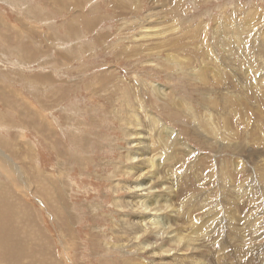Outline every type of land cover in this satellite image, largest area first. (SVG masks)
Returning a JSON list of instances; mask_svg holds the SVG:
<instances>
[{"label": "rangeland", "instance_id": "1", "mask_svg": "<svg viewBox=\"0 0 264 264\" xmlns=\"http://www.w3.org/2000/svg\"><path fill=\"white\" fill-rule=\"evenodd\" d=\"M133 133L159 240L120 208ZM158 262L264 264V0H0V264Z\"/></svg>", "mask_w": 264, "mask_h": 264}, {"label": "bare ground", "instance_id": "2", "mask_svg": "<svg viewBox=\"0 0 264 264\" xmlns=\"http://www.w3.org/2000/svg\"><path fill=\"white\" fill-rule=\"evenodd\" d=\"M162 6H163V4H162ZM174 6V5H173ZM230 18V17H229ZM233 24V23H232ZM226 25V24H225ZM226 26H228V25H226ZM225 26V27H226ZM223 28V27H222ZM227 28V27H226ZM231 29H232V27H230ZM228 31V30H227ZM155 34H157V33H155ZM218 38H219V36H218ZM227 63H228V61H227ZM230 64V63H229ZM211 66V65H210ZM211 73V72H210ZM228 74V73H227ZM237 78V77H236ZM236 92V91H235ZM252 95V94H251ZM250 95V96H251ZM230 108V107H229ZM188 109V108H187ZM249 109V108H248ZM242 110V109H241ZM148 113V112H147ZM153 115V114H152ZM152 115H150V117L152 116ZM154 119H155V121H156V123L157 124H159L161 127H158V128H162L163 129V132H164V134L166 135V136H173V137H175L174 135H173V133H174V129L173 128H171V127H169V126H167L166 125V123L164 124L163 123V120L162 119H160L159 118V116H155V115H153L152 116ZM151 119V118H150ZM150 119H148V120H150ZM153 121V120H152ZM150 122V121H149ZM129 123V122H128ZM137 124V123H136ZM150 124H151V122H150ZM157 124H155V125H157ZM154 125V126H155ZM146 128V127H145ZM148 129V128H147ZM150 129H151V127H150ZM149 129V130H150ZM158 131V130H157ZM146 132H149L148 130L146 131ZM155 132V131H154ZM132 133V132H131ZM152 133V132H151ZM177 133V132H176ZM148 135H150V134H148ZM153 135V134H152ZM145 135H141V134H135V133H133V134H131V137H134L133 138V141L131 142H129V145L130 146H132V147H136L138 150L136 151V153H134L133 155L132 154H128L127 155V160L129 161V162H131V163H135L136 164V166H134L133 168H131V169H129L130 170V173H132V175H134V177H136V178H138V180H143V179H145V181L144 182H141V181H137V182H135V184L132 186V185H127V186H123V187H125V189H122V190H124V191H129L128 193H132V195L134 194V196H131L132 197V199L130 200V201H128V203H126L125 202V204H124V206H122L121 207V205H120V208L122 209V208H124V209H126V210H130L133 214H136V221L134 220V221H129V222H127V226L128 227H131L130 229H132V231H131V233L134 235V238L133 239H135V240H138L139 238H140V232H146V229L145 228H143L144 227V224H148V226L147 227H149L150 225L151 226H154V227H149V228H152L153 229V232H152V237L151 238H153V239H158V238H160L163 234H164V232H166L165 230H167L168 228H165V227H163V228H161V226L159 225V222L156 220V222L154 221V217L156 216V214H158V213H160V212H162L161 214H166V213H168V211H169V209L168 210H166L165 209V206L166 207H168L167 206V204H169V202L168 203H166V199L165 198H167L166 196L170 193V192H172L171 190H172V187H171V185H173L174 183H172L170 180H171V178L169 177V176H167V173L166 174H163V171H161L162 169V167H161V161H159V164H155V162H154V159L158 156H156V154L155 153H153L152 151H153V149H152V151L150 150V145L147 143V140H146V137H144ZM160 137V136H159ZM167 137V138H168ZM151 138V137H150ZM153 138H156V135H155V137H153ZM158 138V137H157ZM166 138V137H165ZM171 139H172V137H171ZM151 141V140H150ZM151 143H152V141H151ZM154 143V142H153ZM155 143H156V141H155ZM158 143H160V142H158ZM162 143V142H161ZM173 145V144H172ZM165 147H166V145H164ZM151 147L153 148V147H155V145L153 146V145H151ZM157 147V146H156ZM169 148V147H168ZM128 150V149H127ZM161 150V149H160ZM159 150V151H160ZM168 150H170V148L168 149ZM177 151H179L178 149H177ZM182 152V151H181ZM131 153V152H130ZM157 153V152H156ZM164 153V152H163ZM160 154V153H159ZM130 155V156H129ZM170 155V154H169ZM172 155V154H171ZM176 155V154H175ZM163 156V155H162ZM166 157H168V156H166ZM174 157V156H173ZM176 158H177V155H176ZM172 159H174V158H172ZM158 160H160L159 158H158ZM166 160V159H165ZM123 161V160H122ZM11 162V161H10ZM124 162V161H123ZM126 162V161H125ZM166 162H168V161H166ZM175 162V161H174ZM137 163H141V164H137ZM163 163V162H162ZM124 164V163H123ZM168 164H169V162H168ZM174 164V163H173ZM173 164H172V166H173ZM176 164V163H175ZM179 164V163H178ZM160 165V166H159ZM171 165V164H170ZM170 165H168V166H166V164L164 165V166H166V167H170ZM158 166L160 167V169H158ZM17 168V167H16ZM180 168V167H179ZM164 169V168H163ZM171 169V168H170ZM173 169V168H172ZM174 169H175V167H174ZM181 169H182V167H181ZM176 170V169H175ZM180 170V169H179ZM134 172H136V173H138V174H134ZM165 173V172H164ZM170 173V172H169ZM175 175V174H174ZM177 176V175H176ZM171 177H172V175H171ZM177 180V179H176ZM50 181V180H49ZM53 181V180H52ZM52 181H50V182H52ZM54 182V181H53ZM174 182V181H173ZM178 182V181H177ZM183 182V181H182ZM51 184H54V183H51ZM149 185V186H148ZM49 186V185H48ZM151 186H153L154 188H155V190H154V193H156V194H154V196H152L151 197V201L149 202H147V200H143L144 198L142 197V195L143 194H145L146 192H144V191H147L149 188H151ZM178 186V185H177ZM52 187V186H51ZM56 187V186H55ZM54 187V188H55ZM116 187H117V185H116ZM122 187V186H121ZM180 188H182V190L184 191V189H183V186H181ZM152 192V191H151ZM150 192V193H151ZM182 192V191H181ZM188 192V191H187ZM127 193V194H128ZM148 193V192H147ZM159 193V194H158ZM178 193V192H177ZM152 195V194H151ZM173 195H175V194H173ZM182 195H184V194H182ZM145 196V195H144ZM134 197H137V198H135L134 199ZM150 197V196H149ZM174 197H176L177 198V200H179L180 199V197H181V195H177V196H174ZM185 197V196H184ZM171 198V197H170ZM146 199H149V198H146ZM170 200V199H169ZM173 201V200H172ZM182 201V200H181ZM180 201V202H181ZM185 201V200H184ZM121 203V202H120ZM145 203H147V204H149L150 206H148L147 204H145ZM115 204L118 206V204H117V202H115ZM122 204V205H123ZM170 206V205H169ZM136 209V210H135ZM172 208L170 207V210H171ZM176 209H174V211H175ZM179 210V209H178ZM19 211V210H18ZM21 211V210H20ZM165 211H167V212H165ZM169 212H171V211H169ZM176 212V211H175ZM171 213H173V212H171ZM178 213V212H177ZM129 214V213H128ZM160 214V215H161ZM179 214V213H178ZM29 215V214H28ZM132 215V214H131ZM130 215V216H131ZM152 215H153V217H152ZM167 215V214H166ZM172 215V214H171ZM175 215V214H174ZM180 215V214H179ZM184 215V214H183ZM133 216V215H132ZM168 216V215H167ZM170 216V215H169ZM168 216V217H169ZM29 217V216H28ZM176 217V216H175ZM174 217V218H175ZM168 219V218H167ZM186 219V218H185ZM161 220V219H160ZM139 221H140V224H139ZM166 221V220H165ZM130 222H131V224H130ZM170 222H172V220L170 221ZM154 224H156V225H154ZM172 224H173V222H172ZM145 225V226H146ZM143 226V227H142ZM171 227H173V226H171ZM135 228V229H134ZM185 228V227H184ZM149 230V229H148ZM147 230V231H148ZM150 231V230H149ZM163 231V232H162ZM38 232V231H37ZM151 232V231H150ZM167 232H170V234H171V230L170 231H167ZM198 232V231H197ZM125 233V232H124ZM145 234V233H144ZM147 239H148V237H147ZM186 239V238H185ZM193 239V238H192ZM145 240V239H144ZM159 240V239H158ZM162 240V239H161ZM166 240V239H165ZM153 241L154 240H146L144 243H142V247H141V249L142 250H144V249H148V248H151V245H153L154 246V244H152L153 243ZM164 241V240H163ZM167 241V240H166ZM142 242V241H141ZM158 242H160V241H158ZM157 242V243H158ZM171 242V243H170ZM172 242H174V241H169L168 242V244H167V247H161V248H159L158 250H156L157 252H153V257H158L159 259H161V257L163 256H170V255H172V252H174L175 251V249L173 248V246L171 245L172 244ZM156 242H155V245L157 244ZM165 243H167V242H165ZM164 243V244H165ZM176 243V242H175ZM176 244H178V243H176ZM139 245V244H138ZM174 245V244H173ZM140 246H141V244H140ZM176 247V246H175ZM156 248H158V247H156ZM195 248V247H194ZM155 249V248H154ZM196 249H198V248H196ZM174 250V251H173ZM176 252V251H175ZM174 252V253H175ZM184 252V251H183ZM186 252V251H185ZM179 253V252H178ZM151 254V253H150ZM149 254V255H150ZM183 254V253H182ZM186 254V253H185ZM151 256H152V254H151ZM185 257V256H184ZM185 260V259H184ZM159 263V262H158ZM168 263V262H167ZM167 263H165V264H167ZM177 263V262H176ZM183 263V262H182ZM159 264H164V263H159ZM174 264V263H173ZM184 264V263H183Z\"/></svg>", "mask_w": 264, "mask_h": 264}]
</instances>
